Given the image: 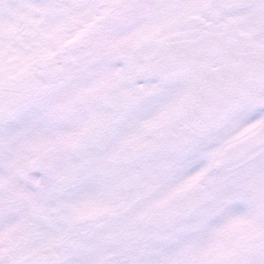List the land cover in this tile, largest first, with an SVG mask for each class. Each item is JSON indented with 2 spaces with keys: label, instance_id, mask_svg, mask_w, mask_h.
I'll list each match as a JSON object with an SVG mask.
<instances>
[{
  "label": "snow or ice",
  "instance_id": "snow-or-ice-1",
  "mask_svg": "<svg viewBox=\"0 0 264 264\" xmlns=\"http://www.w3.org/2000/svg\"><path fill=\"white\" fill-rule=\"evenodd\" d=\"M0 264H264V0H0Z\"/></svg>",
  "mask_w": 264,
  "mask_h": 264
}]
</instances>
